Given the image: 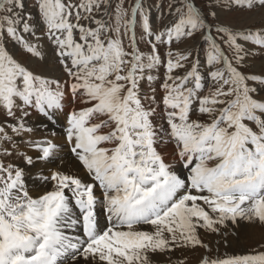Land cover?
Returning a JSON list of instances; mask_svg holds the SVG:
<instances>
[{
    "label": "snow or ice",
    "instance_id": "snow-or-ice-1",
    "mask_svg": "<svg viewBox=\"0 0 264 264\" xmlns=\"http://www.w3.org/2000/svg\"><path fill=\"white\" fill-rule=\"evenodd\" d=\"M200 249L264 264V0H0V264Z\"/></svg>",
    "mask_w": 264,
    "mask_h": 264
},
{
    "label": "rangeland",
    "instance_id": "rangeland-1",
    "mask_svg": "<svg viewBox=\"0 0 264 264\" xmlns=\"http://www.w3.org/2000/svg\"><path fill=\"white\" fill-rule=\"evenodd\" d=\"M198 2H200V0H198ZM32 3H33V0H26V5L27 6H31ZM238 15L239 14H237V13H233V14H231L230 18L234 19ZM258 15H259V13H257V16ZM34 117H39L40 120L42 119L40 128H41V126L44 127V125L46 123V122H44L45 118H42V117H40L38 115L32 116L30 118V120H29L30 126H32L31 125V121H32V119ZM62 118H63V115L61 114L53 122H49V124H51V125L57 124L58 128L63 130L64 123H63ZM34 126L37 127V124L34 125ZM44 129H45V127L42 128L41 130L34 129V136L40 137V136L46 135ZM58 142H61V141H58ZM259 238H260L259 229H255V230H251L250 229L248 231H242L241 232V242L239 244H235L234 243L232 248L225 249V248L221 247V252L228 251V252H232V253H240L243 250H247L249 248L255 247L256 241L259 240ZM199 251H202V249L198 250L197 254L186 253V255L189 256V264H197L198 252Z\"/></svg>",
    "mask_w": 264,
    "mask_h": 264
},
{
    "label": "bare ground",
    "instance_id": "bare-ground-1",
    "mask_svg": "<svg viewBox=\"0 0 264 264\" xmlns=\"http://www.w3.org/2000/svg\"><path fill=\"white\" fill-rule=\"evenodd\" d=\"M33 116H35V115H33ZM41 120H42V119H41ZM41 120H40L39 117H34V118L32 119V121H31V125L33 126L34 129H36V130H41L42 128L45 127V125H48V127L44 129L45 134H48L50 131H53V130H54V131L56 132V134H57L58 137H62V130H61L60 128H58L57 124L51 125V124H49V121H47V120L45 119L44 122H46V123H45L44 127L41 126V128H40V125H41V122H42ZM62 120L64 121V118H62ZM36 124H37V127L34 126V125H36ZM36 130H35V131H36ZM59 141L62 142V139L59 140Z\"/></svg>",
    "mask_w": 264,
    "mask_h": 264
}]
</instances>
